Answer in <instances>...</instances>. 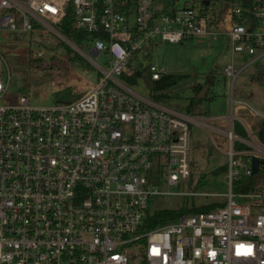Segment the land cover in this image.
<instances>
[{"label": "built area", "instance_id": "2783aa9c", "mask_svg": "<svg viewBox=\"0 0 264 264\" xmlns=\"http://www.w3.org/2000/svg\"><path fill=\"white\" fill-rule=\"evenodd\" d=\"M70 5L75 27L91 33L83 41L61 29ZM204 9L203 0L171 11L156 0H0V30L53 35L99 74L72 101L33 106L19 94L11 102L0 53V264H264V188L232 189L234 178L252 173V156L243 162L234 149L250 140L233 116L225 132L228 191L210 193L224 205L144 228L154 195L187 194L172 187L189 181L191 130L203 123L128 82L140 66L155 81L168 74L138 56L158 39L226 35L232 60L223 74L232 86L264 57V1L229 3L220 18ZM237 53L245 57L238 68Z\"/></svg>", "mask_w": 264, "mask_h": 264}, {"label": "rangeland", "instance_id": "374dc122", "mask_svg": "<svg viewBox=\"0 0 264 264\" xmlns=\"http://www.w3.org/2000/svg\"><path fill=\"white\" fill-rule=\"evenodd\" d=\"M186 1L156 0V5L160 9L171 11L173 7L182 6ZM225 4L224 0H213L208 7L209 13L217 18V15L224 14L227 9ZM39 51L43 55L35 57L34 54ZM148 51V56H138L145 66L150 63L164 64L168 73L188 74V77L168 90V97L162 99V102L171 107L187 112L190 98L195 94L194 85L201 83L203 87L210 83L209 100L200 107L198 105L201 113L196 115L203 124L192 126L191 130L193 158L189 181L181 183L179 187H172L174 191L179 188V191L187 194L154 195L150 199L149 212L182 209L185 206L205 205L224 199L223 196L210 193L228 191L227 174L217 168L226 164L229 159L227 151L230 144L225 132L231 128V116L236 105L234 101L239 97H246L250 105L264 113V85L255 81L251 75L256 65L246 68L232 86L229 77L223 74L224 64L232 60L226 35L194 38L180 43L158 39ZM0 53L10 69L11 82L5 99L11 102H16L19 94H26L31 105L49 106L59 101L56 97L59 90L70 88L80 96L99 79L94 66L53 35L0 30ZM96 61L101 62L100 57ZM235 63L238 68L245 63V57L237 53ZM262 63L264 57L258 61V64ZM134 88L143 95L151 96L150 87L145 80H140ZM263 118L249 117L247 129L238 122L235 124L237 132L239 129L240 132L245 131L250 140V144H245L248 148L240 150L237 155L243 162L254 155L264 158V144L256 136L257 127ZM256 144L263 148L262 151L255 147ZM260 188H264V179ZM193 191L201 194L191 196L189 193Z\"/></svg>", "mask_w": 264, "mask_h": 264}, {"label": "trees", "instance_id": "16d2710c", "mask_svg": "<svg viewBox=\"0 0 264 264\" xmlns=\"http://www.w3.org/2000/svg\"><path fill=\"white\" fill-rule=\"evenodd\" d=\"M225 1H226L225 5L228 6L229 3H238L242 5H248V4L258 5L261 4L264 0H225ZM212 2L213 0H203V4L205 6V9L203 10L204 14H209L208 7L210 4H212ZM75 19L76 17H75L74 7L70 5L68 8L67 16L61 24V29L70 38L77 41H83V39L88 37V35H90L91 33L77 29L75 27ZM93 35L103 36V33L99 31V32H94ZM251 75L255 81L264 85V63L257 64ZM186 77H188V74L186 73H168L167 75L163 76L160 80L155 81L152 80L148 67L140 66L137 67L135 69V72L132 74V76H129L127 79L130 84L137 85L138 79L144 78V80L150 87L151 96L156 100L162 101V99L169 96L168 90L171 89L173 86L177 85L180 81H182ZM201 87H202L201 83L193 87L195 94L190 98V102L187 106V112L193 113V111L196 108H198V105L200 107L202 103L209 100V91L207 92L205 97L203 98L198 97ZM56 97L60 101H72L77 97H79V95L74 93L72 89L65 88L56 92ZM235 124H237L236 121H234V128H235ZM238 133L242 135L243 134L246 135L245 131L240 132V129L238 130ZM256 136L259 139V141L264 144V118L260 121L257 127ZM246 148L248 147L245 144L238 141L234 142V149L243 150ZM228 167L229 166L227 162L223 166L221 167L219 166L217 169L218 170L221 169V172H225L227 174ZM217 169H215V172H217ZM263 179H264V158H260L259 171L255 174L241 173L238 177L233 179L232 189L236 193L249 192L254 189L260 188ZM224 203H225V199H222L205 205H199V206L193 205L191 207L185 206L182 209L159 210L154 213H150L148 211L147 217L144 222V228L145 229L154 228L166 222L174 221L183 214L196 213L202 210H210L218 206L224 205Z\"/></svg>", "mask_w": 264, "mask_h": 264}, {"label": "crops", "instance_id": "0c3cea01", "mask_svg": "<svg viewBox=\"0 0 264 264\" xmlns=\"http://www.w3.org/2000/svg\"><path fill=\"white\" fill-rule=\"evenodd\" d=\"M218 16L220 18V17L224 16V14L221 13ZM209 84H205V85L208 86V89H210L209 88ZM247 100L248 99L246 97H239L237 100H235V104L236 105L234 106L233 114H232L233 118L235 119V121L238 122L239 124L243 125L246 128H248L247 120L249 119V117H255V118L264 117V113H262L257 108H255L252 105H250L247 102ZM200 110H201V108H200Z\"/></svg>", "mask_w": 264, "mask_h": 264}, {"label": "water", "instance_id": "95a60500", "mask_svg": "<svg viewBox=\"0 0 264 264\" xmlns=\"http://www.w3.org/2000/svg\"><path fill=\"white\" fill-rule=\"evenodd\" d=\"M198 84L194 85L197 86ZM208 90V86L207 85H204L198 95L199 98H203L205 97L206 95V91ZM201 113V110L200 108H196L194 111H193V114L197 115V114H200ZM252 173L255 174L259 171L260 169V157L254 155L252 156Z\"/></svg>", "mask_w": 264, "mask_h": 264}]
</instances>
